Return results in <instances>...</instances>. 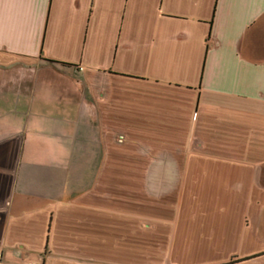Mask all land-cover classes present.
<instances>
[{"label": "crops", "instance_id": "0c3cea01", "mask_svg": "<svg viewBox=\"0 0 264 264\" xmlns=\"http://www.w3.org/2000/svg\"><path fill=\"white\" fill-rule=\"evenodd\" d=\"M163 232L175 264L264 252V0H0V264Z\"/></svg>", "mask_w": 264, "mask_h": 264}, {"label": "rangeland", "instance_id": "374dc122", "mask_svg": "<svg viewBox=\"0 0 264 264\" xmlns=\"http://www.w3.org/2000/svg\"><path fill=\"white\" fill-rule=\"evenodd\" d=\"M161 233H159L160 236L158 238V241L156 240L155 243H151V247L148 249V253H146L145 256L149 257V264H157V257L163 256L166 258V264H175L174 261L178 260V250L170 247L169 236L167 232H163V234ZM232 257L236 256H231V258Z\"/></svg>", "mask_w": 264, "mask_h": 264}, {"label": "trees", "instance_id": "16d2710c", "mask_svg": "<svg viewBox=\"0 0 264 264\" xmlns=\"http://www.w3.org/2000/svg\"><path fill=\"white\" fill-rule=\"evenodd\" d=\"M263 253H264V252H261V253H258V254H254V255H250V256L243 257V258H238V259L232 257L229 261L224 262V263H220V264H231V263H234V262H236V261H238V260L249 259V258H252V257L258 256V255L263 254Z\"/></svg>", "mask_w": 264, "mask_h": 264}]
</instances>
